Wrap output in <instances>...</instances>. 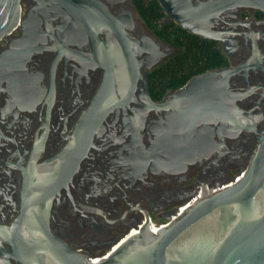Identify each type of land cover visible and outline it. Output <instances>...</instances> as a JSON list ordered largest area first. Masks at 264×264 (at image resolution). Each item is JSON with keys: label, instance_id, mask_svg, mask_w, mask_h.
I'll return each instance as SVG.
<instances>
[{"label": "flooded vegetation", "instance_id": "1", "mask_svg": "<svg viewBox=\"0 0 264 264\" xmlns=\"http://www.w3.org/2000/svg\"><path fill=\"white\" fill-rule=\"evenodd\" d=\"M135 1L19 0L17 23L0 38V264H22L12 227L27 211L95 259L246 170L264 130V12L223 14L214 21L223 44L209 39L226 63L207 71L237 70L228 91L250 124L230 136L229 93L219 85L210 100L207 91L176 96L193 76L179 84L167 75L176 49ZM140 40L163 55L152 64L148 51L137 55L126 84L105 93L115 100L96 103L104 66ZM197 147L202 157L187 156Z\"/></svg>", "mask_w": 264, "mask_h": 264}, {"label": "water", "instance_id": "2", "mask_svg": "<svg viewBox=\"0 0 264 264\" xmlns=\"http://www.w3.org/2000/svg\"><path fill=\"white\" fill-rule=\"evenodd\" d=\"M157 2L165 13V20H172L189 33L219 40L222 44L225 36L214 29L216 18L239 8L264 12V0ZM18 12L19 0H0V38L15 27ZM130 48L133 55L123 52L117 57V65L108 63L104 66V79L96 103L107 102L104 105L107 107L115 100L106 97L105 93L126 84L132 75L129 62H136L137 55L148 51L150 64L163 55L152 40L148 45L140 40ZM236 71L227 67L195 75L176 95L194 92L206 95L207 91L208 97L204 99L210 100L221 85L224 93L230 95V136L250 125L248 117L235 108L233 95L228 91L227 79ZM152 105L158 107V104ZM204 154V148L197 147L187 156L200 158ZM26 213L21 222L12 227V248L22 264H264V130L260 132L246 170L238 179L197 198L155 232L150 225L137 229L135 233L130 232L112 244L110 251L100 258L79 255L49 232L40 215Z\"/></svg>", "mask_w": 264, "mask_h": 264}, {"label": "trees", "instance_id": "3", "mask_svg": "<svg viewBox=\"0 0 264 264\" xmlns=\"http://www.w3.org/2000/svg\"><path fill=\"white\" fill-rule=\"evenodd\" d=\"M135 4L148 28L176 49L167 58L165 68L167 75L179 78V84L196 74L226 63L224 54L214 41L189 33L172 20L162 22L165 14L156 0H150L148 4L144 0H136ZM159 75L158 70L152 72L155 87H158Z\"/></svg>", "mask_w": 264, "mask_h": 264}, {"label": "built area", "instance_id": "4", "mask_svg": "<svg viewBox=\"0 0 264 264\" xmlns=\"http://www.w3.org/2000/svg\"><path fill=\"white\" fill-rule=\"evenodd\" d=\"M238 178H239V177H237L236 179H238ZM190 204H191L190 202H189V203H186L182 208H180L178 214H180V213H181L184 209H186ZM167 224H168V222H166V223H162L160 226H156L155 224H151L150 227H151V230H152L153 232H155L159 227L164 226V225H167Z\"/></svg>", "mask_w": 264, "mask_h": 264}, {"label": "bare ground", "instance_id": "5", "mask_svg": "<svg viewBox=\"0 0 264 264\" xmlns=\"http://www.w3.org/2000/svg\"><path fill=\"white\" fill-rule=\"evenodd\" d=\"M136 232V230H134V231H132V233H135ZM116 247V246H115Z\"/></svg>", "mask_w": 264, "mask_h": 264}]
</instances>
